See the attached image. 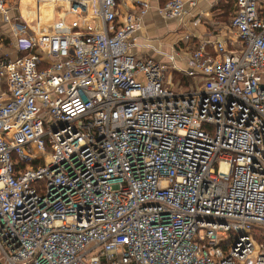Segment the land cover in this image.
Segmentation results:
<instances>
[{
    "label": "built area",
    "instance_id": "built-area-1",
    "mask_svg": "<svg viewBox=\"0 0 264 264\" xmlns=\"http://www.w3.org/2000/svg\"><path fill=\"white\" fill-rule=\"evenodd\" d=\"M40 1L0 0V263L264 264V0L176 80L132 51L149 0Z\"/></svg>",
    "mask_w": 264,
    "mask_h": 264
},
{
    "label": "crops",
    "instance_id": "crops-1",
    "mask_svg": "<svg viewBox=\"0 0 264 264\" xmlns=\"http://www.w3.org/2000/svg\"><path fill=\"white\" fill-rule=\"evenodd\" d=\"M149 1L151 8L144 18L142 30L137 32L132 39V51L137 56L153 58L166 65L167 72H176L173 73L175 80L181 78V74L177 71L187 68L186 57L190 52L186 47L195 42H215L233 35L229 23L235 10L234 0H198L196 7L191 9L188 14L172 19L164 18L158 12L166 0ZM7 3L9 6L10 3L15 4V8H13L15 12L12 11L13 16L21 17L30 23H36L37 16L41 14L44 16V14L50 13V17L53 9L52 1L17 0V2H13V0H7ZM62 14V9L57 10L56 19L60 18ZM198 17L201 18V21L196 22ZM8 33L10 34V28L0 15V35L6 36ZM186 35L191 36V44L185 43ZM6 38L12 41V38L7 36ZM5 44L6 42L0 41V48L4 49ZM11 46L10 43L8 51L12 50ZM141 48L143 51L146 50L144 51L145 56L142 55ZM186 82L188 84V79Z\"/></svg>",
    "mask_w": 264,
    "mask_h": 264
},
{
    "label": "rangeland",
    "instance_id": "rangeland-1",
    "mask_svg": "<svg viewBox=\"0 0 264 264\" xmlns=\"http://www.w3.org/2000/svg\"><path fill=\"white\" fill-rule=\"evenodd\" d=\"M14 1L17 2V0H13V2H14ZM10 7L15 8V4L10 3ZM14 10H15V9H14ZM14 10H13V12H15ZM6 36L9 37L8 34H7ZM9 41H10V40H8V39L5 40L6 44H5V46H4V49H1V48H0V49H1V50H0V55H1L2 53L7 52V51L9 50V47H8L9 44H10ZM6 46H7V47H6ZM141 51H142V55L145 56L146 53H145L144 51H146V50L143 51L142 48H141ZM170 74H171L170 72H168V73L166 74L167 79L170 77Z\"/></svg>",
    "mask_w": 264,
    "mask_h": 264
},
{
    "label": "bare ground",
    "instance_id": "bare-ground-1",
    "mask_svg": "<svg viewBox=\"0 0 264 264\" xmlns=\"http://www.w3.org/2000/svg\"><path fill=\"white\" fill-rule=\"evenodd\" d=\"M58 2H61V1H58ZM62 3H65V0H62ZM41 16L44 17L42 14H41ZM37 17H39V16H37Z\"/></svg>",
    "mask_w": 264,
    "mask_h": 264
},
{
    "label": "water",
    "instance_id": "water-1",
    "mask_svg": "<svg viewBox=\"0 0 264 264\" xmlns=\"http://www.w3.org/2000/svg\"><path fill=\"white\" fill-rule=\"evenodd\" d=\"M1 264V263H0Z\"/></svg>",
    "mask_w": 264,
    "mask_h": 264
}]
</instances>
